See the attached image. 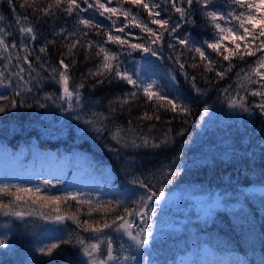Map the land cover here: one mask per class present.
Listing matches in <instances>:
<instances>
[{
	"label": "trees",
	"instance_id": "trees-1",
	"mask_svg": "<svg viewBox=\"0 0 264 264\" xmlns=\"http://www.w3.org/2000/svg\"><path fill=\"white\" fill-rule=\"evenodd\" d=\"M77 2L83 11L76 9L69 15L63 10L65 5L54 9L53 15L45 16L38 9L45 7L49 0H28L24 7L21 5L25 0H13L11 5L8 0H0V16L4 17L0 27L9 33L6 36L9 44L17 43L16 49H10V61L7 59L9 53L0 52V70L7 65V79L0 85V96L5 99L0 100V106H8L6 112L0 113V150L3 154L18 156L23 147L35 144L40 150L65 159L60 166L58 164L59 170L41 165L26 173L17 172L4 162L0 165V185L39 187L42 195L80 193V199H90L93 205L108 209L107 214L98 210L89 216V205L72 200L60 202V210L65 215L76 214L80 221L91 223H110L117 215H125V208L138 210L140 198L149 193L137 181L148 184L156 195L161 188L164 193L187 186L216 189L223 193V204L229 208L216 207L192 229L168 231L159 241H151L142 247H137L114 228L93 236L71 219L47 226L40 212L48 213V206L43 209L37 206L31 216L26 215L23 219L0 214V240L6 241L0 246V264H89L90 258L84 255L77 240L101 242L98 255L105 258L108 238L113 241V255L119 257L108 264H151L148 261L180 264L179 256L187 251L185 248L191 249L185 264H264V201L252 199L238 189L239 186L264 183V113L257 107L262 98L251 95V91L259 90L260 85L244 82L246 87H239L245 74L255 67L256 60L264 53L257 52L256 56L243 59L234 55L225 61L222 55L208 49L205 42H215L220 33L206 18V9L200 3L194 2L188 9L186 3L177 0L178 6L189 11L186 20L191 22H186L170 3L145 0L161 5L156 9L161 12L159 18L168 19L170 25H179L176 32H165L158 44H151L149 34L135 27L130 18L113 16L109 20L107 14L101 16L95 8H88L84 0ZM88 2L93 3V0ZM101 2L107 3V0ZM108 6L128 10L138 21L160 31L157 25L151 24L148 11L142 6L132 5L127 0H111ZM207 10L238 14L244 9L232 4L231 0H212ZM257 14H264V6ZM17 16L28 17L35 40L27 37L21 40ZM81 18H91L100 28H85L78 23ZM217 22L222 26L237 25L234 20L229 25L224 21ZM260 26L257 20V31ZM119 27L124 28L123 33L116 32ZM105 32L119 35L129 43L150 46L158 54L143 55L127 44L106 42ZM184 37L189 39L187 46L178 43ZM76 39L80 44L69 55L68 45ZM88 41L93 42L92 48L87 47ZM238 42L242 50L243 42ZM21 43L26 44L31 53L28 57L31 69L22 59L26 53L20 47ZM223 44L234 47L230 40ZM96 45L117 54L113 64L137 84H128L114 72L94 75L103 60L102 53L97 55L99 48ZM41 47H46V51L41 53ZM195 47H202L209 60L214 61L212 71L205 70L207 61H200ZM17 56L21 57L19 61ZM61 59L69 65L70 90L79 93L78 101L73 95L71 107L63 98L62 86L58 83ZM194 64L198 66L193 67ZM229 64L231 70L223 78L216 75ZM19 67L25 69L22 75L28 82L26 86L11 75ZM53 68L57 73L52 72ZM252 78L258 79L254 75ZM100 80L104 82L99 83ZM81 84L83 87H78ZM147 84H153L154 91L178 105L188 107L189 112H173L166 101H150L143 92ZM18 90L19 96L16 95ZM131 93H135V97ZM49 96L51 99L47 98ZM126 97L129 103L122 105L121 101ZM240 97L244 98L249 111L229 106L231 98ZM12 100L16 101L15 108L11 107ZM145 113L153 118L142 119ZM118 129L119 136L114 139ZM143 137L153 143L166 139L167 143L159 148L145 147ZM133 140L141 146L133 147ZM46 180L52 184H44ZM0 198L5 202L10 199L7 196ZM232 200L237 201L235 207ZM191 234L193 236L189 238ZM53 243L59 247L52 256L40 253V248ZM125 256L134 259L125 260Z\"/></svg>",
	"mask_w": 264,
	"mask_h": 264
},
{
	"label": "snow or ice",
	"instance_id": "snow-or-ice-1",
	"mask_svg": "<svg viewBox=\"0 0 264 264\" xmlns=\"http://www.w3.org/2000/svg\"><path fill=\"white\" fill-rule=\"evenodd\" d=\"M127 2L131 3L132 5L136 6H142L144 9L148 11V15L151 18V24L157 25L160 29V31H156L153 28L149 27L147 23H143L137 20L136 16L133 15L130 11L125 10L118 7H109L108 4L111 3V0H107V3L101 2V0H93V3H89L88 0H84V3L88 5V8H95V10L99 11V14L101 16H105L107 14V19L112 20L113 16H123L125 20H129L130 22L134 24L135 27H138L141 29L142 32H146L149 34L151 39V44H158L164 36L165 32H176L179 25H170L168 19L159 18L161 15L160 11H156V9H160L161 5L159 3H146L145 0H127ZM165 4L170 3L172 9L175 10V12L179 13L180 18L182 20H186V17L189 16L188 9L191 8L192 4L194 2L200 3L205 11V16L208 20H210L220 33L219 38L215 40V42H205L208 49L213 50L214 52L220 54L223 56V60L229 61L231 57L234 55H239L240 59H243L245 56H256L257 52L264 53V14H257L259 13V10L262 6H264V0H231V3L236 5L238 8L244 9L243 11H240L238 14L236 12H229L227 14L217 12L215 10H207L208 5L212 3V0H180V3H186L188 5V9L178 6L177 0H163ZM8 3L11 5L13 3V0H8ZM28 4V0H25V4H22L21 7H24ZM66 7H63L65 6ZM63 7V10L71 15L74 10L80 9V4L77 2V0H49V3L40 9H38L40 12L43 13L45 16H50L54 14V9H61ZM83 11V9H80ZM4 17L0 16V21H2ZM236 21V26H222L221 23H218L217 21H224L225 25H229L231 21ZM259 20L260 22V28L257 31L256 28V22ZM186 22H191L186 20ZM78 23L80 25H83L85 28L92 29V28H100V25L98 23H95L91 18L88 19H79ZM16 24L19 25V33L21 34V40L23 38L27 37L31 40H35V32L34 28L31 26V24L28 22V17L24 16L23 18L17 16L16 18ZM113 27H115V21H113ZM116 32L123 33L124 28L119 27L115 29ZM242 30V33L241 31ZM63 31V30H61ZM9 35L7 30L4 27H0V52L3 53H9L7 56V59L10 61L12 59L10 49H16L17 43L12 42L9 44L6 41V36ZM71 35H75V33H72ZM86 36L87 33H84ZM105 35L107 37L106 42H111L118 45H125L127 44L129 48L133 50H139L144 53H150L152 56H156L157 50L153 49L150 46H145L144 44L140 43H129L127 40L123 39L119 35H114L112 32H105ZM230 40V42L234 45L233 48H228L223 44V41ZM243 42V49L241 50V43ZM256 41H259L258 44H256ZM178 43L184 46H187L189 43L188 37H184L182 39L178 40ZM80 44V40L76 39L69 43L68 45V54H72V50L77 47V45ZM20 47L22 50L26 53V55L22 58L24 63H27L29 68H32V63L28 59L29 55L31 54L28 50V47L26 44L21 43ZM87 47L92 48L93 42L88 41ZM96 47L99 48V51L97 52V55L103 54V60L99 68L97 69V72L94 73V75L103 76L106 73H112L114 72L116 77H118L121 80H126L128 84L136 85L137 81L133 80L130 75H128L126 72H121L119 70L118 65H114L113 61L117 60V54L109 52L106 48L96 45ZM169 47H173V45L169 44ZM223 48V52L221 49ZM41 53L46 51V47H41L39 49ZM194 51L199 54V58L201 62L207 61V64L204 65L206 71H212V64L214 61L209 60L208 55H206L205 50L202 47H195ZM223 53H227L226 55ZM130 54V53H129ZM17 61L21 59V57H16ZM39 59V57H37ZM61 71H59L58 76L59 80L58 83L62 86V93L63 98L66 99L69 102V107H71V100L73 95L76 96L77 101L79 100V93L73 92L70 90L69 86V79L70 77L67 74V70L69 68V65L64 62L63 59L59 61ZM198 65H193V67H197ZM181 69L184 68L183 63L180 64ZM7 69V65H5V68L3 70H0V85H3L5 83V80L7 79L5 75V71ZM261 69H264V54L258 57V59L255 62V67H251L249 72L245 74L243 77V81L239 85V87H246L244 82H247V84H253L258 83L260 85L259 90H253L251 91V95L253 96H260L262 98L261 103L257 105V107L260 109L261 113H264V71H261ZM231 70V64H229V67L227 69H224L223 71H217L216 75L220 78H223L228 71ZM25 72V69L23 67H19L18 71L11 73L13 77H17L20 81L24 82V85H27V81H25L24 76L22 75ZM53 73H57V69H52ZM253 75L257 77V80H253ZM194 79V78H193ZM99 83H103V80L98 81ZM9 84H11V81H9ZM19 87V85H18ZM78 87H83V84L79 85ZM28 91H31L30 88L27 89ZM199 91V89H197ZM144 95L151 101L153 99L157 101H166L167 105L170 106V110L173 112H183L187 114L189 112L188 107L184 105H178L174 100L169 99L167 96L161 95L159 92H156L153 90V84H147L145 87H143ZM21 92L18 90L16 92V95L19 96ZM132 97H135V93L130 94ZM238 95V93H237ZM48 99H51V97H47ZM5 99V97L0 96V100ZM122 105L129 103L128 98H124L121 101ZM11 107L15 108L17 106L16 101L12 100L10 101ZM21 106H23L21 104ZM41 107H44L43 104L40 105ZM161 107L164 105L161 104ZM229 106L230 107H236L241 108L244 111H249V108L245 104V100L243 97H240L239 99L231 98L229 100ZM8 110V106H0V113H4ZM205 112H207V108L204 109ZM142 119H152V115L149 113H145ZM156 119H159V116L155 117ZM88 123H92V121H88ZM120 130H117V133L114 135V139L119 136ZM143 146L145 147H152V148H159L162 144L167 143V140H162L160 143H153L150 142V140L147 137L142 138ZM133 147H140L141 145L137 144L135 140L132 141ZM46 185L52 184V181L46 180L43 182ZM137 183L140 184L141 187L148 190V195L146 197L140 198L139 203V210L136 209H128L125 208L124 212L125 215H117L115 219H113L110 223L105 221L103 223H91L88 220L80 221L79 217L76 214L71 215H65L63 212H61L59 204L63 201H76L78 204H87L89 205V212L88 215L91 216L92 212L103 210L105 214H107L108 209L102 208V206L99 205H93V202L89 200L80 199V193H66L63 196L58 195H42L41 189L39 187L37 188H28L23 187L21 185H7L3 184L0 185V197H10L8 202H5L4 199L0 198V214L4 216H15L17 218L23 219L24 216H31L33 214V211L38 206L39 208L43 209L44 207L48 206L50 208V211L48 213H44L43 211L40 212V215L44 219H51L54 220L57 223H60L66 219H71L76 221L85 232H90L95 236L96 234H101L104 232L105 229H112L114 228L116 232H121L124 235H126L129 240L134 242V244L137 247H142L146 245L149 242V238L152 236V232L148 230V228H140L138 231H134L136 228L135 223L130 219V217L133 216H140L141 219L145 216H152L156 212V208H151L150 212L145 211V209L149 208L150 205L148 204V201H153L154 203H159L160 199L164 198V190L161 188L159 190V196L156 195L155 192L149 188L148 184L137 181ZM79 211V209H77ZM77 243L80 244L83 247L84 255L89 257V264H108L109 261L118 260L119 257L113 255V241L111 238H108L107 243V249H106V257L101 258V255H98L101 253V242H91L86 241L84 239H78ZM6 244L5 240H0V246H3ZM59 247L58 244H50L46 247L40 248L39 251L42 255L46 256H52L54 253V250ZM125 260L128 259H134V257H124Z\"/></svg>",
	"mask_w": 264,
	"mask_h": 264
},
{
	"label": "rangeland",
	"instance_id": "rangeland-1",
	"mask_svg": "<svg viewBox=\"0 0 264 264\" xmlns=\"http://www.w3.org/2000/svg\"><path fill=\"white\" fill-rule=\"evenodd\" d=\"M1 154H3V150H0ZM17 158H19L20 162H17ZM4 162H6L7 166H12V169H16L17 172L26 173L41 165L46 168L59 170L57 169L58 164L60 166L62 162H65V159L61 156L57 157L56 153L43 149L40 150L34 144H30L23 147L18 156L12 155L11 158L7 159L0 157V165ZM240 188L250 198L257 201H264V183L239 186L238 189ZM222 195L223 193L216 189L203 190L188 186L167 192L164 198L159 200L158 204L153 201H148L150 207L146 211L150 212L151 208L154 207L156 208L154 215L145 216L143 219L140 216H133L131 220L136 225L134 231H138L140 228H148L152 232V236L146 244L148 245L151 241H159L168 231L170 233L173 231L192 229L198 222L207 218L216 207L229 208V206L223 204ZM227 195L230 196L231 192H228ZM234 195L236 196L237 193L234 192ZM236 202V200L231 201L233 207H235ZM42 219L47 222V226L57 224L54 220ZM188 236L192 238L193 235ZM190 256L191 249L179 256V263L185 264ZM148 263L154 264L151 261H148Z\"/></svg>",
	"mask_w": 264,
	"mask_h": 264
},
{
	"label": "bare ground",
	"instance_id": "bare-ground-1",
	"mask_svg": "<svg viewBox=\"0 0 264 264\" xmlns=\"http://www.w3.org/2000/svg\"><path fill=\"white\" fill-rule=\"evenodd\" d=\"M34 145H35V144H34ZM35 146H36V145H35ZM36 147H37V146H36ZM0 157H1V158H5V157H9V158H11L12 155H11V154H8V155H7V154H1ZM14 158H15V157H14ZM15 159H16V158H15ZM17 162H20L19 158H17ZM35 169H36V168H33L32 171H34ZM139 195H140V196H143V194H140V193H139ZM185 249L188 251L187 248H185Z\"/></svg>",
	"mask_w": 264,
	"mask_h": 264
},
{
	"label": "water",
	"instance_id": "water-1",
	"mask_svg": "<svg viewBox=\"0 0 264 264\" xmlns=\"http://www.w3.org/2000/svg\"><path fill=\"white\" fill-rule=\"evenodd\" d=\"M143 54H148V53H143Z\"/></svg>",
	"mask_w": 264,
	"mask_h": 264
}]
</instances>
